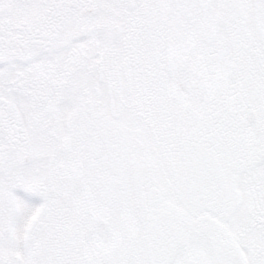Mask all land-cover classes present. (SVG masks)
I'll return each mask as SVG.
<instances>
[{
	"label": "snow or ice",
	"instance_id": "1",
	"mask_svg": "<svg viewBox=\"0 0 264 264\" xmlns=\"http://www.w3.org/2000/svg\"><path fill=\"white\" fill-rule=\"evenodd\" d=\"M0 264H264V0H0Z\"/></svg>",
	"mask_w": 264,
	"mask_h": 264
}]
</instances>
